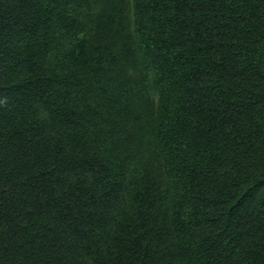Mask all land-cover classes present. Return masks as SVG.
Instances as JSON below:
<instances>
[{
    "label": "trees",
    "instance_id": "16d2710c",
    "mask_svg": "<svg viewBox=\"0 0 264 264\" xmlns=\"http://www.w3.org/2000/svg\"><path fill=\"white\" fill-rule=\"evenodd\" d=\"M0 264H264V0H0Z\"/></svg>",
    "mask_w": 264,
    "mask_h": 264
}]
</instances>
